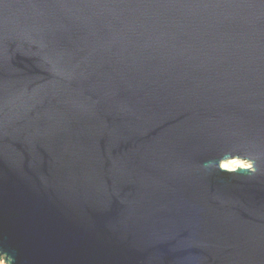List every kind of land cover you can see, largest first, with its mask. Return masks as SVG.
<instances>
[{
	"label": "water",
	"instance_id": "obj_1",
	"mask_svg": "<svg viewBox=\"0 0 264 264\" xmlns=\"http://www.w3.org/2000/svg\"><path fill=\"white\" fill-rule=\"evenodd\" d=\"M0 261L264 264V0H0Z\"/></svg>",
	"mask_w": 264,
	"mask_h": 264
},
{
	"label": "rangeland",
	"instance_id": "obj_2",
	"mask_svg": "<svg viewBox=\"0 0 264 264\" xmlns=\"http://www.w3.org/2000/svg\"><path fill=\"white\" fill-rule=\"evenodd\" d=\"M238 167H250V165L248 164V163H244V162H239V164L237 163V164H234V165H230V166H228L227 168L229 169V170H233V169H236V168H238ZM0 264H4V262H2V261H0Z\"/></svg>",
	"mask_w": 264,
	"mask_h": 264
},
{
	"label": "bare ground",
	"instance_id": "obj_3",
	"mask_svg": "<svg viewBox=\"0 0 264 264\" xmlns=\"http://www.w3.org/2000/svg\"><path fill=\"white\" fill-rule=\"evenodd\" d=\"M239 162L240 161H238V160H232V161H228V162H225V163H223V168H226V169H228L227 167L228 166H230V165H234V164H239ZM241 163V162H240ZM245 163V162H244Z\"/></svg>",
	"mask_w": 264,
	"mask_h": 264
}]
</instances>
